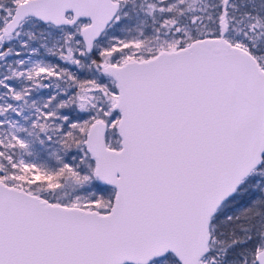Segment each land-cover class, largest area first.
Returning a JSON list of instances; mask_svg holds the SVG:
<instances>
[{"label": "snow or ice", "instance_id": "snow-or-ice-1", "mask_svg": "<svg viewBox=\"0 0 264 264\" xmlns=\"http://www.w3.org/2000/svg\"><path fill=\"white\" fill-rule=\"evenodd\" d=\"M0 264H264V0H0Z\"/></svg>", "mask_w": 264, "mask_h": 264}]
</instances>
